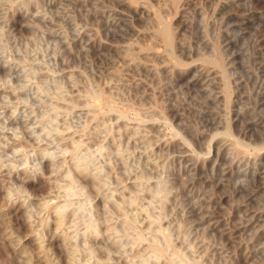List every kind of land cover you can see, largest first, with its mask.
Instances as JSON below:
<instances>
[{
	"label": "rangeland",
	"instance_id": "rangeland-1",
	"mask_svg": "<svg viewBox=\"0 0 264 264\" xmlns=\"http://www.w3.org/2000/svg\"><path fill=\"white\" fill-rule=\"evenodd\" d=\"M0 264H264V0H0Z\"/></svg>",
	"mask_w": 264,
	"mask_h": 264
},
{
	"label": "bare ground",
	"instance_id": "bare-ground-1",
	"mask_svg": "<svg viewBox=\"0 0 264 264\" xmlns=\"http://www.w3.org/2000/svg\"><path fill=\"white\" fill-rule=\"evenodd\" d=\"M165 35H166V37H167L168 34H165ZM167 40H168V39H167ZM167 40H166V42H167Z\"/></svg>",
	"mask_w": 264,
	"mask_h": 264
}]
</instances>
